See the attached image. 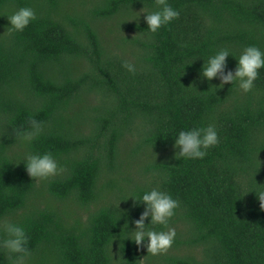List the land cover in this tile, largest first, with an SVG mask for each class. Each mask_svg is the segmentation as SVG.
I'll return each instance as SVG.
<instances>
[{
  "label": "trees",
  "instance_id": "obj_1",
  "mask_svg": "<svg viewBox=\"0 0 264 264\" xmlns=\"http://www.w3.org/2000/svg\"><path fill=\"white\" fill-rule=\"evenodd\" d=\"M168 2L179 16L152 33L132 18L156 0H0V219L29 237L22 260L0 247V264H264L251 191L264 190V68L248 92L199 75L221 47L264 50V0ZM22 6L35 19L10 31ZM30 118L42 131L25 142ZM209 123L203 158L173 156L180 129ZM28 152H51L58 173L31 178ZM153 186L178 200L155 255L125 237L142 210L128 196Z\"/></svg>",
  "mask_w": 264,
  "mask_h": 264
},
{
  "label": "clouds",
  "instance_id": "obj_2",
  "mask_svg": "<svg viewBox=\"0 0 264 264\" xmlns=\"http://www.w3.org/2000/svg\"><path fill=\"white\" fill-rule=\"evenodd\" d=\"M156 2L159 5L156 10H146L143 5L139 11H136L138 16L132 18L137 19L140 13H143L147 29L152 33L157 32L161 26L169 24L180 14L168 0H156ZM7 18L10 31H23L35 19V12L31 7L22 6ZM229 55L236 60V64L232 68L228 67L227 58ZM124 67L130 72L135 71V66L131 62L125 61ZM261 68H264V50L260 47L246 45L238 55L232 53L228 48L221 47L208 56L206 61L203 60L199 75L208 81L216 78L219 81L218 87H222L228 82L232 84L235 81L240 90L248 92L253 88L254 81L259 76ZM29 124L30 130L16 133L25 142H31L42 131V122L30 118ZM217 143L218 133L211 123L204 126L180 129L174 135L172 143L173 156L175 158H203L207 149ZM21 161H23L25 171L31 178L43 180L55 176L59 171L58 162L51 152H28L19 162ZM251 191L256 193L260 208L264 209V190ZM128 197L132 198L133 207L142 205V210L138 218H131L134 227L128 228L130 234L125 237L137 245L138 248L144 247L147 253L155 255L166 252L172 245L176 235L175 229L168 225L170 218L174 216L175 209L178 207V200L159 186H153L142 191L138 197L133 195ZM146 219H148L147 223L145 222ZM125 223L128 226V220H125ZM157 224L165 226V228L156 230L154 227H147V225ZM0 232L4 233V238L0 240V247L6 249L9 253L22 254L20 256L22 260L23 255H27L29 251L27 248L29 237L25 228L19 223L3 218L0 219Z\"/></svg>",
  "mask_w": 264,
  "mask_h": 264
}]
</instances>
